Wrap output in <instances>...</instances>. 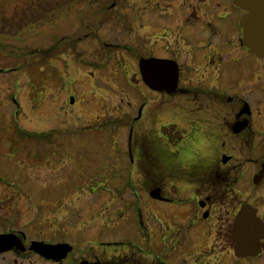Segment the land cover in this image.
<instances>
[{"label":"rangeland","instance_id":"obj_1","mask_svg":"<svg viewBox=\"0 0 264 264\" xmlns=\"http://www.w3.org/2000/svg\"><path fill=\"white\" fill-rule=\"evenodd\" d=\"M49 1L0 0V230L12 227L26 235V251L0 253V264H53L28 249L31 239L70 243L73 250L59 264L82 259L107 264L109 256L135 250L108 241L138 238L129 204L130 188L141 190V182L131 178L126 182L137 186L126 187L125 180L114 175L128 171L137 176L139 171L125 154L129 137L133 158L143 134L159 137L163 147L174 150L161 128L176 115H188L173 107L186 102L182 96L170 97L147 87L140 78L137 51L102 47L101 39L137 45L143 31V22L136 17L137 0ZM113 1L115 6L110 7ZM96 21L100 24L94 32ZM127 24L129 32L123 27ZM49 48L54 51L48 55ZM247 59L256 65L255 76L263 86L256 101L264 105V57L247 54ZM40 68L49 82L37 94L31 82L43 77ZM237 76L232 70L230 77ZM232 82L237 88V78ZM142 102L147 104L141 120L123 124L136 116ZM213 103L207 101L206 108L212 111ZM224 107L227 114L228 104ZM207 118L205 125L216 130L215 118ZM257 120L261 137L251 144L248 132L238 137L224 128L223 150L233 155L225 166L233 174L217 207L263 201L264 209V177L252 184L261 167L252 158L258 159L264 150V119ZM209 131H200L197 140L203 143L189 145L186 156L172 162L173 171H165L163 187L176 192L175 197L189 195L188 188L195 185L187 176L189 170L209 164L221 150L217 138L223 133L215 136ZM44 132L51 133L52 141L38 137ZM173 172L180 177L171 178ZM235 177L238 180L233 181ZM183 218L179 216V221ZM174 225L177 228L179 222ZM186 225L181 223L183 230Z\"/></svg>","mask_w":264,"mask_h":264},{"label":"flooded vegetation","instance_id":"obj_2","mask_svg":"<svg viewBox=\"0 0 264 264\" xmlns=\"http://www.w3.org/2000/svg\"><path fill=\"white\" fill-rule=\"evenodd\" d=\"M108 5L115 6V1ZM136 5L138 8L136 17L143 22L140 24L143 31L137 45L101 39L102 47L137 51V65L140 58L156 57L171 60L177 68V85L170 93L166 90L157 92L170 97L182 96L186 103L173 107L177 112L183 109L182 113L187 112L188 115H176L171 121L163 123L161 128L165 134L163 137L174 145L172 147L174 150L163 147L158 136L156 138L143 134L134 148L133 158L129 137L127 147L124 148L125 154L129 156V163L137 165L139 171L137 176L128 171L114 175L123 178L126 187L137 186L136 183L131 185L126 182L131 178L139 179L141 182L139 185L141 190L130 188L132 201L129 204L131 213L136 217L138 238L108 241L112 242L111 245L126 246L135 250L119 256H109L106 263L139 264L141 261L140 264H264V246H260L257 253L237 255L234 252L235 242L232 237L234 218L243 203L255 208L256 215L264 223V209L261 206L263 201H239L237 206H234L236 203L233 206L218 207L216 204L223 200L218 197H223L228 192L229 184L226 181H230V175L233 174L232 169L225 166L233 159V155L223 150L227 139L224 128H228L234 136L248 132V142L251 144L257 136L261 137L258 135L262 130L257 126V118L264 119L262 100L256 101L257 94L263 90V86L257 82L255 63H250L247 59V54L252 53L242 41V27L239 21L244 10L233 0H137ZM99 24L98 21L94 22V32L97 31ZM123 27H126L128 32L131 29L129 24ZM138 70L142 80L139 67ZM232 70H235L237 77H230ZM236 78L237 88L232 82ZM207 101L214 102L212 111L206 108ZM258 101L263 108L257 106ZM226 103L229 106L227 114L224 113ZM146 104L147 102H142L136 116L123 124L128 125L135 120H141ZM210 115L217 122L216 130L214 126L211 128L205 125L208 123L207 116ZM225 116L230 119L226 120ZM187 117L188 122L184 123L183 119ZM244 122L246 124L243 128L234 131L235 126ZM209 129L213 130L215 136L223 133L217 138L221 150H218L209 164L202 167L193 164L196 165V169L189 170L187 176L195 185L188 188L189 195L175 197L176 192L163 187V180L167 174L165 171L174 167L173 161L180 156H186L189 145L203 143L197 138L200 131L211 132ZM208 147L213 146L208 144ZM177 149L179 156L178 152L176 153ZM252 159V162L261 165L252 177V184L257 185L264 177V150L262 156ZM173 173L169 174L171 178L180 177L176 175L177 172ZM238 178L232 179L236 181ZM153 192L158 195L153 196ZM215 204L219 209L217 213ZM179 216H183V221L187 223L184 230L181 226L183 221H179ZM175 222H179L177 228H173ZM10 233L17 234L23 244L25 243L26 235L21 230L12 227L0 230V234ZM31 241L32 239L29 244ZM259 243H264V236L259 239ZM216 245L220 248L218 249ZM15 247L0 253H15L17 250ZM21 251H26L25 244ZM139 253L148 258H142ZM64 258L45 259L53 264H59ZM82 260L102 264V261L96 259Z\"/></svg>","mask_w":264,"mask_h":264},{"label":"water","instance_id":"obj_3","mask_svg":"<svg viewBox=\"0 0 264 264\" xmlns=\"http://www.w3.org/2000/svg\"><path fill=\"white\" fill-rule=\"evenodd\" d=\"M245 12L240 18L242 27V41L249 50L259 58L264 57V0H233ZM138 67L144 83L153 90L174 91L177 85V68L171 60L149 57L140 58ZM73 102V96L70 97ZM246 122L234 127V131H239ZM157 196V193H152ZM264 236V223L256 215V210L248 203H243L235 215L232 237L235 242L234 252L237 255L257 253L260 246L259 239ZM13 246L24 249L21 240L14 234H0V251ZM30 249L53 260H60L66 257L72 249L68 243H47L42 240H33ZM79 264H98L97 261L82 260Z\"/></svg>","mask_w":264,"mask_h":264},{"label":"trees","instance_id":"obj_4","mask_svg":"<svg viewBox=\"0 0 264 264\" xmlns=\"http://www.w3.org/2000/svg\"><path fill=\"white\" fill-rule=\"evenodd\" d=\"M57 1H59V2H65V1H67V0H57ZM44 3L49 4L50 1H49V0H44ZM37 11H38V9L34 12V14H35ZM24 12H25V11H24ZM52 51H54V50L51 49V48H49L45 53L49 55L50 53H52ZM40 71L43 72V77L39 78L37 81H36V80H33L34 82H31L33 89H34V88H38L37 91H39V92H37V94L40 93V92H42L44 86L46 85V83L49 82L48 75L45 74V71H44L43 69L41 70V68H40ZM17 129H19V128H17ZM31 134H32L33 136H37V135H35V133H31ZM50 134H51V133L44 132V133H41V135H39L38 137H42V136H44V137L41 138V139H44V140H46L47 142H49V141H52L51 138L48 137Z\"/></svg>","mask_w":264,"mask_h":264}]
</instances>
